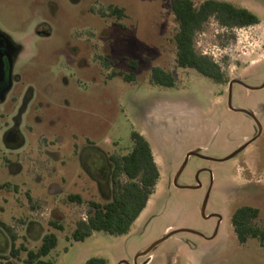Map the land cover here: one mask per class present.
Wrapping results in <instances>:
<instances>
[{
    "label": "rangeland",
    "instance_id": "rangeland-1",
    "mask_svg": "<svg viewBox=\"0 0 264 264\" xmlns=\"http://www.w3.org/2000/svg\"><path fill=\"white\" fill-rule=\"evenodd\" d=\"M171 1L0 0V33L19 48L0 123L18 119L24 141L11 151L18 136L0 139V183L19 186L0 190V220L30 218L29 192L41 207L44 233L57 238L42 261L264 264V243H238L230 224L236 209L250 206L259 211L255 225L264 229V0H220L249 10L259 23L227 30L211 19L195 35L196 52L219 65L227 79L222 84L176 66ZM112 7L124 15L109 17ZM154 67L171 73L172 87L150 82ZM231 80L239 83L231 86L229 107ZM133 131L149 143L158 168L152 195L127 234L95 231L74 241L71 232L86 217L88 202L110 199L96 183L101 155L128 153ZM193 151L199 156L186 159ZM16 158H25L19 173L4 165ZM27 158H35L31 170ZM55 217L62 231L46 226ZM176 230L194 233L158 242ZM23 258L12 264H25Z\"/></svg>",
    "mask_w": 264,
    "mask_h": 264
},
{
    "label": "trees",
    "instance_id": "trees-1",
    "mask_svg": "<svg viewBox=\"0 0 264 264\" xmlns=\"http://www.w3.org/2000/svg\"><path fill=\"white\" fill-rule=\"evenodd\" d=\"M170 11L177 23V31L173 40L175 44V63L178 68L192 69L201 76L211 80L215 84L226 83L219 65L211 58L199 54L194 48L195 35L202 30L204 24L214 20L220 27L233 30L244 28L259 23V18L249 10L220 0H204L195 5L191 0H172L169 4ZM120 17L121 9L111 12ZM125 81H131V76H123ZM150 82L153 85L172 87L173 77L171 73L159 67L151 70ZM132 147L128 153L122 156H112V171L110 177V199L105 203L88 202L86 220H79L71 232V238L76 242H82L92 232L103 231L110 235L127 234L133 222L145 208L154 187L159 178L157 165L154 161L151 148L146 139L137 132H131ZM121 177L126 181L122 182ZM70 201L80 202L78 195H69ZM259 211L250 206H242L234 211L231 216V224L240 244L247 239H257L264 243V229L255 225ZM56 229L62 230L57 222L52 223ZM5 230L8 228L1 225ZM57 238L54 234L45 235L38 249L26 251L25 264H51L42 261L55 246ZM23 248H15L12 245L9 258H0V264H12L19 259V252ZM83 264H107L100 257H91Z\"/></svg>",
    "mask_w": 264,
    "mask_h": 264
},
{
    "label": "flooded vegetation",
    "instance_id": "flooded-vegetation-1",
    "mask_svg": "<svg viewBox=\"0 0 264 264\" xmlns=\"http://www.w3.org/2000/svg\"><path fill=\"white\" fill-rule=\"evenodd\" d=\"M118 8L112 7L109 11L108 16L113 17L114 19L120 18L123 16V11L122 15L120 17H117L113 15L111 12L112 10H115ZM19 48L13 44L6 36L2 35L0 33V54L2 55V64H3V74L0 77V103H4L6 96L13 91L14 89V81H13V76H12V66L14 62V58L18 52ZM17 81L15 82V84ZM29 98H25V101H27ZM26 106V105H25ZM25 106L23 108H25ZM3 119V116H1ZM20 121L16 118L13 119V122L8 123L6 121H3L0 123V139L4 142L11 138H16L18 136L19 142L16 145L11 146L8 148L9 150L13 151L21 146H23L24 141L22 140L20 134L18 133V127H19ZM116 156L113 154H102L101 155V161L98 166H96V169H99L102 173V178H98L97 184L98 188L100 191V194L102 197H105V192L103 191V187H106L109 192H110V177H111V171H112V163H111V157ZM25 160V158H16L15 162H11L8 159L4 161V165L7 166L11 171L19 173L22 171V165L21 163ZM26 160H30L32 167L30 170L33 168V163L36 162L35 158H27ZM28 170V172H30ZM55 188V187H53ZM11 189L13 191H18L19 186L18 185H9L8 182L0 183V190H8ZM59 192V190H58ZM26 205L27 208L30 212V218L28 219H23V218H15L13 217L11 219L10 224H5L0 220L1 225H4L5 227L8 228V231L5 230L2 226H0V244H2L1 250L7 251L6 254L0 253V258H9L12 245H14L15 248H23L25 251H20L19 256L21 253H24L26 255V251H33L35 252L38 247L40 246L43 238L45 235L48 234H53V233H44V226L39 220V211L41 210L39 204L31 197L29 192H26ZM0 211H2V208H0ZM55 210H51L50 214L54 216ZM53 219L52 221H47L46 226L56 229L55 226L52 224L53 222H57L60 224L58 221L59 220ZM258 218V217H257ZM218 223L220 221L219 218ZM257 220V219H256ZM255 220V221H256ZM230 224H231V218H230ZM231 228L234 232V227L231 224ZM59 230V229H56ZM63 230V229H62ZM59 230V231H62ZM236 239L237 235L234 232ZM27 240L32 241L33 246L31 248H28V246L25 244ZM4 251V252H5Z\"/></svg>",
    "mask_w": 264,
    "mask_h": 264
},
{
    "label": "water",
    "instance_id": "water-1",
    "mask_svg": "<svg viewBox=\"0 0 264 264\" xmlns=\"http://www.w3.org/2000/svg\"><path fill=\"white\" fill-rule=\"evenodd\" d=\"M2 55L0 54V77L1 75L3 74V64H2ZM233 83H239V81L237 80H231L229 83H228V106L230 107V90H231V86ZM248 143L244 144L242 147H240L238 150H236L233 154H231L230 156H228L227 158H225V160L233 157L234 155H236L238 152H240ZM189 156H199L198 155V151H193V152H189L187 155H186V159L189 157ZM205 202H206V199L204 201V204L202 206V209H201V214L202 216H204V207H205ZM178 232H190V233H194L192 231H189V230H176V231H172L170 232L169 234H167L166 236H164L162 239H160L158 242H161L163 240H165L166 238H168L170 235L172 234H175V233H178ZM158 242H156L155 244H153L148 250H146L143 254H145L146 252H148L154 245H156Z\"/></svg>",
    "mask_w": 264,
    "mask_h": 264
},
{
    "label": "built area",
    "instance_id": "built-area-1",
    "mask_svg": "<svg viewBox=\"0 0 264 264\" xmlns=\"http://www.w3.org/2000/svg\"><path fill=\"white\" fill-rule=\"evenodd\" d=\"M82 221H84V220H86V217H82V219H81Z\"/></svg>",
    "mask_w": 264,
    "mask_h": 264
}]
</instances>
